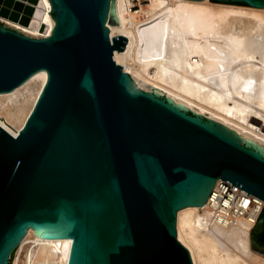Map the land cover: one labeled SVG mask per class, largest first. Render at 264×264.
Here are the masks:
<instances>
[{
  "label": "water",
  "instance_id": "obj_1",
  "mask_svg": "<svg viewBox=\"0 0 264 264\" xmlns=\"http://www.w3.org/2000/svg\"><path fill=\"white\" fill-rule=\"evenodd\" d=\"M108 4L50 0L47 37L0 22V91L47 70L23 128L0 127V264L28 227L70 237L68 264H192L175 236L178 208L202 207L217 177L264 200L254 148L164 95L129 88L113 59L126 37L110 38ZM250 245L264 251V206Z\"/></svg>",
  "mask_w": 264,
  "mask_h": 264
},
{
  "label": "bare ground",
  "instance_id": "obj_2",
  "mask_svg": "<svg viewBox=\"0 0 264 264\" xmlns=\"http://www.w3.org/2000/svg\"><path fill=\"white\" fill-rule=\"evenodd\" d=\"M238 4L150 0L145 7L139 0L137 8L134 0H109L105 26H112L111 39L126 37L113 59L128 73L131 90L164 95L175 107L206 116L225 134L254 144L264 157V7ZM0 22L38 38L49 36L55 24L50 0H0ZM46 80L47 70L40 68L0 91V127L18 134ZM208 195L202 207L176 211L175 236L191 263L264 264V253L250 245L264 200L252 194L245 213L220 220L212 217ZM25 242L23 264H68L70 237L37 236L28 227L19 248Z\"/></svg>",
  "mask_w": 264,
  "mask_h": 264
},
{
  "label": "built area",
  "instance_id": "obj_3",
  "mask_svg": "<svg viewBox=\"0 0 264 264\" xmlns=\"http://www.w3.org/2000/svg\"><path fill=\"white\" fill-rule=\"evenodd\" d=\"M247 193L245 189L220 177L215 182L208 195V203L212 217L225 220L228 219L227 214L245 213L252 199V194Z\"/></svg>",
  "mask_w": 264,
  "mask_h": 264
},
{
  "label": "rangeland",
  "instance_id": "obj_4",
  "mask_svg": "<svg viewBox=\"0 0 264 264\" xmlns=\"http://www.w3.org/2000/svg\"><path fill=\"white\" fill-rule=\"evenodd\" d=\"M134 2L137 4L136 7L139 8V6H140L139 5V0H134ZM141 3L143 4V6L147 7L150 4V0H141ZM238 5H240V4H238ZM111 20L113 22V19H111ZM187 111H193V110L192 109H187ZM193 112L195 113V111H193ZM204 118H207V117L205 116ZM241 144L246 145L248 147H252L254 149L256 148V146L254 144H251V143L248 144L245 141H241ZM27 244H28V242H25L23 244L22 248H19L20 245H19V243H17V245L13 248V250L10 253V257H9V260H8L7 264H23V260L25 258V254H26L25 253V249H26ZM255 248L264 253V251L259 249V247H255Z\"/></svg>",
  "mask_w": 264,
  "mask_h": 264
}]
</instances>
